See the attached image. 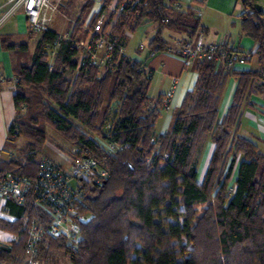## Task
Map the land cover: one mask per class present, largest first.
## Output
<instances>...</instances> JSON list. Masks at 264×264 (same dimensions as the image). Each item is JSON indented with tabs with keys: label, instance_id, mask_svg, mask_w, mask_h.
Masks as SVG:
<instances>
[{
	"label": "trees",
	"instance_id": "trees-1",
	"mask_svg": "<svg viewBox=\"0 0 264 264\" xmlns=\"http://www.w3.org/2000/svg\"><path fill=\"white\" fill-rule=\"evenodd\" d=\"M170 2L125 5L110 32L117 43V62L104 71L88 63L78 65L80 18L69 38L60 41L52 67L50 49L58 35L53 28L41 33L31 54L27 43L3 39L18 89L0 151V171L27 176L30 184L23 203H5V210L16 218L0 217V228L14 235L0 242V264L26 263L29 215H37L46 227L51 221L45 206L36 203L42 159L38 154L48 125L73 141V158L92 156L110 174L99 184L82 180L79 240L68 243L46 229L34 259L38 264H58L59 254L71 264H264V151L254 138L238 132L244 101L251 94L264 96L263 10L257 9L258 0H240L241 28L257 43L259 69L239 70L215 59H197L198 77L176 109L172 129L159 132L163 96L153 100L149 95L151 71L117 50L144 22L157 26L151 44L162 43L163 27L192 38L200 25L196 9L179 10ZM93 4L86 0L81 14ZM238 51L248 59L249 53ZM230 75L238 78V85L221 116V94ZM94 133L121 147L109 153ZM20 136L25 144L14 153L9 149ZM206 140L213 148L199 179L197 152Z\"/></svg>",
	"mask_w": 264,
	"mask_h": 264
},
{
	"label": "built area",
	"instance_id": "built-area-1",
	"mask_svg": "<svg viewBox=\"0 0 264 264\" xmlns=\"http://www.w3.org/2000/svg\"><path fill=\"white\" fill-rule=\"evenodd\" d=\"M138 0H114L113 3H106V0H97L100 10L96 12L97 18L88 25H84L83 41L76 39L75 45L78 48L80 57L78 65L88 63L96 65L99 69L113 67L117 59L114 57L116 39L110 36L111 27L121 12H124L125 5L132 4ZM205 0H172L171 5L176 9L193 7L197 13H201V5ZM8 7L0 11V28L14 13L21 10L26 18L29 27L35 32L41 33L46 29H52L56 13L59 11V4L56 0H7ZM68 31L58 32L56 41L50 49L49 66L52 67L53 57L57 51L60 41L69 38ZM144 43L139 48H144ZM118 55L126 54L124 46L118 47ZM176 51L185 60H197L200 58L215 59L218 63L226 62L232 66L235 63L246 61V55L238 50L230 49L224 42L203 43L192 38L181 40ZM14 82L18 79L11 77ZM8 76L0 68V84L7 81ZM162 104L169 107V98L164 96ZM109 153H115L120 143L105 142ZM1 151V150H0ZM109 171L102 167L100 162L88 155L74 157L69 169L56 163L53 159L43 157L38 163L37 171V199L36 203L44 205L50 218L49 226L46 227L37 215H29L28 234L24 243L26 255L33 260L38 255L39 245L46 229L54 235L61 234L68 243H76L81 233L82 214L79 205L82 201V180L87 179L93 183H102L109 177ZM30 179L27 176L13 175L9 171H0V209L5 210L7 200H13L19 204L23 203L28 193ZM7 211V210H5ZM16 216L11 215L14 220Z\"/></svg>",
	"mask_w": 264,
	"mask_h": 264
},
{
	"label": "crops",
	"instance_id": "crops-1",
	"mask_svg": "<svg viewBox=\"0 0 264 264\" xmlns=\"http://www.w3.org/2000/svg\"><path fill=\"white\" fill-rule=\"evenodd\" d=\"M59 4V11L55 15L53 29L61 32L65 29H71L77 22L75 17L68 16L66 9L74 8L79 11L82 9L86 0H56ZM90 15L100 10L97 0H93ZM81 2V3H80ZM263 10L264 18V0H258ZM8 7L7 0H0V11ZM243 5L240 0H205L201 5L199 15V27L195 30L192 39L203 43L224 42L230 49L241 50L249 53L248 59L243 63H235L233 68L239 70H256L260 65L258 56L255 54L257 43L248 35L244 34L241 28ZM78 23V22H77ZM86 21L80 23V33L84 31ZM165 34H162V43L151 44L149 41L144 43V48L135 47L129 52V40L134 32L128 34V39L124 45V52L135 60L143 62L147 70L151 71V83L149 95L156 100L160 95L168 96L169 107H162V112L156 123V129L159 132L172 129L175 120V111L180 106L186 92L195 83L198 72L195 68L196 60H185L176 51L178 43L188 36L187 32L175 31L165 27ZM78 32V33H79ZM6 36L11 37L12 42H25L32 52L39 39V33L32 30L25 18L24 13L19 10L14 13L0 28V68L8 76L5 83L0 84V150L4 145L8 126L15 114L13 103V94L10 86L12 85L13 69L12 55L9 49L3 46V39ZM238 85V78L230 75L223 87L221 94L219 112L223 116L230 103L232 102L234 92ZM160 122V128L158 124ZM238 132L242 135L254 138L260 150L264 151V96L261 94H251L242 105V112L239 122ZM210 141V140H209ZM203 155L202 171L198 177L203 176L213 143L207 146ZM4 153L1 155L3 156ZM62 160V159H61ZM64 160V159H63ZM198 167V169H199ZM235 172V173H234ZM236 177V169L233 171L232 180ZM2 202L0 201V206ZM12 214L0 209V217L10 219ZM11 220V219H10ZM14 238L13 233L0 228V242H6Z\"/></svg>",
	"mask_w": 264,
	"mask_h": 264
},
{
	"label": "rangeland",
	"instance_id": "rangeland-1",
	"mask_svg": "<svg viewBox=\"0 0 264 264\" xmlns=\"http://www.w3.org/2000/svg\"><path fill=\"white\" fill-rule=\"evenodd\" d=\"M113 1L114 0L110 1L111 4L113 3ZM85 7H86V5H85ZM86 11H88V12H86ZM85 12H86V14H83V13L81 14V10L77 11L74 8L65 10L66 15L75 17V19L80 18V19H82L83 22L88 21V25H91L95 21L94 17H96V12L94 14H92L91 17H88L90 15L91 10H85ZM80 28H79V30H80ZM79 30H78V32H79ZM165 30H166L165 27H163L162 28V34H165V32H166ZM66 31H68L70 34L72 31V28L69 30L65 29L61 32L64 33ZM156 31H157V26L153 22H144L141 25H139L137 27V29L134 31V35H132V37L129 40V44H130L129 45V47H130L129 52L131 53L132 50L135 47L139 46L141 43H145V42L149 41V39L152 38V36L155 34ZM85 35H86V33L84 34V31H83V33H80V32L77 33V35H76L77 41H79V42L83 41ZM32 49H33V47L31 46L30 47V54L32 53ZM79 57H80V54H77L75 58L78 59ZM102 71H104V70H102ZM76 74H77V70H75L72 73V78H74L76 76ZM10 88L13 92H15L18 89L17 81L16 82L13 81ZM75 122L77 123V121H75ZM158 128H160V122L158 124ZM93 136L99 143H101L102 145H105V141L101 136H99L97 133H94ZM209 143H210L209 140H206L205 142L201 143V146L199 147L198 152H197V157L199 159V162H203V155H204V152L206 151V148H208L207 146ZM24 144H25V139L20 136L17 138L14 146L12 148H10L9 150L13 151L14 153H17L20 150V148H22L24 146ZM76 153H77V147L73 143L72 140L65 137L62 133L55 130L52 126H49V125L47 126L46 142H45L42 150L38 154L39 157L51 158L56 163H58V164L64 166L65 168L69 169L71 166V161L73 159V156ZM3 155L5 157H8V153L3 154ZM198 170H199V175H200L201 171H202L201 163H200V167ZM58 259H59L58 264H71L69 262V260L62 254L58 255ZM25 261H26L25 264H38L37 261H35L29 257H27L25 259Z\"/></svg>",
	"mask_w": 264,
	"mask_h": 264
},
{
	"label": "water",
	"instance_id": "water-1",
	"mask_svg": "<svg viewBox=\"0 0 264 264\" xmlns=\"http://www.w3.org/2000/svg\"><path fill=\"white\" fill-rule=\"evenodd\" d=\"M257 9H261V5L259 3H256Z\"/></svg>",
	"mask_w": 264,
	"mask_h": 264
}]
</instances>
